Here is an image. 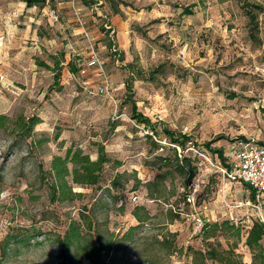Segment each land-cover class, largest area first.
I'll return each mask as SVG.
<instances>
[{
    "label": "rangeland",
    "instance_id": "1",
    "mask_svg": "<svg viewBox=\"0 0 264 264\" xmlns=\"http://www.w3.org/2000/svg\"><path fill=\"white\" fill-rule=\"evenodd\" d=\"M101 1L95 13L81 12L115 100L98 91L105 80L98 68L76 76L69 71L68 61L90 55L73 10L60 11L51 25L21 0H0V36L10 25L21 27V44L11 48L10 63L0 65L6 75L0 114L7 116L0 127V264H69L71 255L72 264H92L85 256L92 245L107 248L100 249L101 264H221L218 257L251 263L247 229L264 218V206L242 204L255 192L224 176L220 158L203 144L216 139L212 146L229 159L240 136L264 142V13L254 39L238 0ZM32 15L42 21L30 28ZM106 22L110 37L102 29ZM35 29L40 51L23 48L32 46ZM56 61L60 72L40 64ZM132 101L162 122L157 130L136 122ZM32 115L40 122L27 134L20 120ZM163 126L186 134L185 147L172 143ZM70 146L93 159L104 147L110 161L97 185H74L77 195L54 199L51 163ZM172 148L198 167L192 179L197 210L208 224L230 220L240 235L220 227L205 239L195 229L182 199L188 178L176 168ZM138 206L149 212L142 223L133 215ZM73 222L80 227L78 250L61 246ZM212 248L217 256H209Z\"/></svg>",
    "mask_w": 264,
    "mask_h": 264
},
{
    "label": "trees",
    "instance_id": "2",
    "mask_svg": "<svg viewBox=\"0 0 264 264\" xmlns=\"http://www.w3.org/2000/svg\"><path fill=\"white\" fill-rule=\"evenodd\" d=\"M56 0H21V2L25 3L27 7L37 6L43 8L46 5H51V7H55ZM79 1V0H78ZM80 5L84 6V9H89L93 6L96 0H80ZM78 3V4H79ZM238 3L242 10L249 18L250 25V35L256 39L258 36L256 31L259 29L260 21L259 14L264 13V0H238ZM183 11L185 13H192L193 8L189 6H184ZM118 9L116 8L115 13H118ZM109 23V20H107ZM105 23L103 26V31L107 33L108 37L110 32L112 31L108 23ZM57 62V66H51V64L46 62H40L41 65L49 68L61 71V66H59V62ZM65 63V62H64ZM86 64V61L82 60L80 57H74L70 61H68L69 71L73 76L81 75L80 70ZM131 65V64H130ZM57 78H60V74L57 75ZM58 83V82H57ZM126 88L128 89V95L131 96L134 92L131 80L128 79L126 81ZM132 117L138 123L145 124V126L151 130H157L158 125L162 122H153L151 118L145 116L143 113L138 111L137 105L135 101H132ZM7 119L6 114H0V127L4 125V121ZM20 121H25L27 123V130L25 131L27 134L31 133L35 125L40 122V118L37 115H32L26 119L22 118ZM163 132L170 138L172 143H176L182 147H185L186 140L189 137L186 134L177 133L174 130L169 129L168 127L163 126ZM150 135V134H149ZM240 139L247 140L246 137L240 136ZM216 140V139H214ZM214 140L205 141L203 146L209 150L210 152L218 155L220 158V162L223 165H227V156L224 153L222 148L213 147L212 142ZM153 145L155 148L159 147V144L153 140ZM264 143V142H258ZM175 154L176 160V168L179 172L185 176H187L188 181L185 185V192L182 194V199L185 205L187 204L185 200L186 193L190 192L193 189L192 179L196 175L197 166L190 167L189 158L187 154H178L176 148H172ZM180 156V157H179ZM162 158V157H161ZM165 162L171 160L169 157L162 158ZM110 161L109 156H107L104 147H100L98 151V157L93 159L89 153H85L82 148H74L70 146L66 149L65 155H55L53 157L51 163V174L53 175V181H49V185L51 187V194L54 199H66L68 197H72V195H77V192L73 191L74 185H97L103 175L104 166L106 163ZM44 170V169H43ZM42 170V171H43ZM115 183L110 187H115ZM245 186H249L246 182H241ZM107 185V184H106ZM254 195H252L253 197ZM157 198V197H156ZM191 208L190 212L186 214H191L193 212V206L189 205ZM140 207L135 208L133 215L137 218L139 223H142L146 219L149 218V212L147 211L145 214H141L139 212ZM136 226H132L125 234L124 239H127L130 236L131 232L134 230ZM220 227H229L231 229H235L237 234L240 235L241 227L235 226L232 224L230 220H224L222 223L213 222L208 224L205 222L204 226L200 230V233L203 235L205 239H209L215 235V232ZM246 245L250 248L252 252V262L249 264H264V221L261 218H256L252 221V224L247 229V236L245 238ZM80 243V227L79 224L73 222L69 225L65 235L62 237L61 246L64 245L68 248V250L76 249L78 250ZM103 247V246H100ZM98 248L95 245L90 246L88 250L85 252V256L91 261L92 264H101L100 262V254L101 250L104 251L107 248ZM101 249V250H100ZM208 254L210 257L217 256V251L212 248L208 250ZM221 264H233L231 260L228 263H225L227 258L218 257ZM69 264L73 263V255H71ZM192 262V261H190ZM193 263V262H192ZM172 264H179L178 262H174ZM194 264V263H193ZM236 264H245L243 261H238Z\"/></svg>",
    "mask_w": 264,
    "mask_h": 264
},
{
    "label": "built area",
    "instance_id": "3",
    "mask_svg": "<svg viewBox=\"0 0 264 264\" xmlns=\"http://www.w3.org/2000/svg\"><path fill=\"white\" fill-rule=\"evenodd\" d=\"M71 10L75 15L76 21L79 23L80 26L84 29V36L88 40V49H89V57L86 60V64L81 68L80 74H85L88 69L96 67L102 73H104V82L99 86V92L110 99L115 100L114 95L111 93L109 88V79L105 75V62L102 59L101 55L98 52L96 42L93 40L90 33L86 30L85 24L86 19L83 16L81 9L78 5V0H67ZM64 0L59 2V5L64 4ZM95 3L99 5L102 3L100 0ZM48 15L54 22L60 21V15L58 9L56 7H49ZM111 27V26H108ZM5 43V37L0 36V47L3 46ZM1 57V54H0ZM1 65V60H0ZM6 75L0 71V81H5ZM231 150V156L226 161L227 165H219L220 170L224 174V176L228 177L232 181H239V182H246L250 185V188L253 189V197L251 196L249 199H245L242 201V204L248 206H255L262 210L264 206V143H258L254 140H244L238 139L233 144ZM138 195L135 194L132 199H138ZM185 200L187 204L193 206V212L189 214L190 218L193 221L194 227L196 230H201L204 226L205 222H207L204 216L197 210L196 205V187L186 193ZM262 220L264 221L263 216H261ZM189 264H193L189 262Z\"/></svg>",
    "mask_w": 264,
    "mask_h": 264
},
{
    "label": "crops",
    "instance_id": "4",
    "mask_svg": "<svg viewBox=\"0 0 264 264\" xmlns=\"http://www.w3.org/2000/svg\"><path fill=\"white\" fill-rule=\"evenodd\" d=\"M60 1L61 0H56V2H54V3H55V7L58 9L59 15L61 16L60 11L62 12V10H64V9H71V7H70V5H69L67 0H64L65 2H64L63 5H59ZM21 4L26 6V4L23 3V2H21ZM49 7H51V5H46L43 8H40V7H37V6H32V7H27L26 10L27 11H33L34 9L35 10L39 9V12H40L39 16L42 15V19L45 18L49 24L53 25L56 22L52 21L51 18L49 17V15H48ZM79 8L82 11H84V6L82 4L79 5ZM87 10H89L91 13H95V11L99 10V6L94 4L89 9L87 8ZM98 13H100V12H98ZM29 17H30L29 18L30 23H28V24H29L30 28L32 26V23H41V21H42L41 19H39V17L38 18L34 17V15L29 16ZM114 17L115 16H113V18H111L110 21L113 22ZM60 18H62V16ZM19 24L18 25L17 24L10 25L9 26L10 29L7 30V33L3 34V36L5 37V43H4L3 46L0 47V54H1L0 60H1V63L4 66L6 65V63H7V65H8V63H10V58H9L10 53L9 52H10L11 48L17 46V43L21 44L20 35H19V34H21V32H20L21 31V27H20ZM34 34L35 35H33V37L31 38L32 40H34V41H32V46L23 47V48H29V50H34V51L38 49L40 51V45L42 44V42L40 40L41 37L38 35L36 29H35ZM3 47H4L3 53H1V48H3ZM14 53L15 52H13L12 54H14ZM16 67H18V66H16ZM35 73H39L38 69L35 70Z\"/></svg>",
    "mask_w": 264,
    "mask_h": 264
}]
</instances>
